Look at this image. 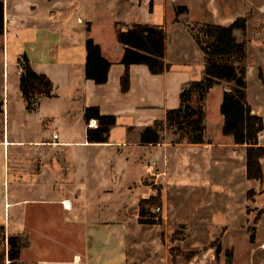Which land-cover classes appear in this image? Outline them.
I'll return each instance as SVG.
<instances>
[{"label": "rangeland", "instance_id": "374dc122", "mask_svg": "<svg viewBox=\"0 0 264 264\" xmlns=\"http://www.w3.org/2000/svg\"><path fill=\"white\" fill-rule=\"evenodd\" d=\"M178 7L187 8L185 5L174 8L172 23L178 25L167 24L166 41V62L170 64L174 83L184 75L190 81L203 76V54L188 26L206 22L225 26L242 16L240 6L214 8L209 0L205 7L194 5L197 10L193 18L199 21H190L188 8L187 13H176ZM161 12L162 7L157 5L156 20L162 21ZM243 14L247 30H236L235 36L247 47V101L252 109L261 111L264 110V0H247ZM8 33L9 27L0 37V55L5 50ZM102 45L114 62L107 83L96 86L88 81L81 84L77 80H55L57 97L41 98L33 112L25 109L16 69L9 66L4 79L0 65V185L3 183L0 226H4L0 264H11L7 256L8 221L59 219V210L43 203L8 214L7 201L51 200L42 196L45 191L39 195V184L55 189L61 178L66 183L63 188L67 190V198L80 207L82 204L87 214L85 220L105 221L121 239L127 264H264V177L262 181H248L245 148L239 146L224 154L223 159L215 158L200 146L185 143L171 146L172 137L166 132L159 145H141L139 132L145 125L163 118V111L141 109L157 104L160 89L151 86L156 77L148 75L143 66L133 67L130 89L124 95L119 85L122 68L116 63L121 48L109 33L104 34ZM215 86L205 103L208 133L212 137L207 138L209 143L221 135L220 97L230 87L225 82ZM176 88L170 85L166 92L167 107L177 105ZM7 101L5 112L3 104ZM90 104L117 118L108 143L77 148L56 146L52 141L57 138L53 135H59L58 140L63 135L81 140L86 128L95 125L83 121L81 110ZM143 116L147 118L142 119ZM7 135L13 142L3 145L1 141ZM260 163L264 173V157ZM59 169H63L64 177L57 174ZM14 180H24L21 185L26 189L19 190L22 186L15 187L17 191L12 189ZM149 197L156 198L155 204L144 203L140 217L141 200ZM22 233L30 240L27 232ZM58 236L55 238L59 241L66 239L63 233ZM32 240L37 247L57 249L37 237Z\"/></svg>", "mask_w": 264, "mask_h": 264}, {"label": "crops", "instance_id": "0c3cea01", "mask_svg": "<svg viewBox=\"0 0 264 264\" xmlns=\"http://www.w3.org/2000/svg\"><path fill=\"white\" fill-rule=\"evenodd\" d=\"M208 1L209 0H3L4 30L5 28L7 30L9 27V33L6 34L4 41L5 50L3 54L0 55V65H2L1 70L3 78H6L7 69L9 66H12V68L16 69L19 88L20 69L18 68L17 59L20 55L25 54L33 70L39 74L46 75L52 82L53 96L50 98L57 97V94H55L54 91L58 85L55 84V80H77L81 84L88 81L94 84L92 81L86 80L84 76L86 61L85 42L87 38L93 39L94 42L101 47L102 55L108 61H110V58L105 53V48H103L102 39L105 33L112 34L113 39L115 38L116 43L118 44V47L121 48L120 55L117 60L118 62L116 61V63L121 65L123 73L124 66L120 63L123 49L116 39V24L122 25L123 30H126L128 26L133 24L162 26L165 31L166 43L167 24L176 26L178 25L172 23V21L175 20L174 8L177 5L187 6L189 10L187 18L189 20L190 18L193 19L190 21H199L194 20L193 18V13L197 10L194 8V5H198L199 8H202L207 5ZM211 1L213 2L214 8L217 7L223 9L224 6L230 5L231 7L240 6L239 8L242 11V16L244 15L243 10L246 8L247 2V0ZM157 5L162 7V12L160 15L162 17V21L156 20L154 17ZM213 12L217 13V10L213 9ZM8 20H10L9 25L7 24ZM110 62L111 67L109 73L114 63L112 61ZM136 66L145 67V72L148 75L152 77L155 76L156 80L155 78H152L155 81L151 86H157L160 89V95L158 97L157 104L148 107H142L141 109L146 112L157 110L163 111L162 120H164L165 114L169 109L178 107L181 87L184 83L190 81L191 79L187 77V75H184L183 77H178V80L176 79V83H174V78L172 77L170 70L160 75H152L144 65H131L129 67V75L131 69ZM170 85L172 88H174V86L178 87L176 88V94L178 93L176 95L177 105L171 104V106L167 107L166 92ZM216 86H218V84ZM213 89L214 87L210 90V92H212ZM171 90L174 91L173 89ZM123 94L125 95V93ZM221 99L222 98L220 97V100ZM8 103L9 102L7 101V104L5 102L3 104V111L5 112L6 110L8 111ZM92 105L94 104L87 106ZM87 106L82 108V113ZM252 110L258 115L264 114L263 109H261V111L259 108ZM143 118L147 117L143 116L142 119ZM94 124H96L95 121ZM150 125L152 124H147L145 127ZM222 126L223 117L220 114L219 127L221 135L219 139H213L214 141H211V143L194 146L203 147L207 149L208 152H210L215 158L221 159L224 158V154H228L229 150L233 151L235 148H239V146L233 143L231 136H224L222 134ZM263 134L264 130L259 135L258 142L259 145L264 146V144L260 143V139ZM84 135V138L81 140L72 139L71 135H63L62 140H58L60 138L58 135L57 140H53L52 142L56 146L68 148H77L78 145L86 144L93 146H101L105 144L88 143L86 140V130L84 131ZM206 135L208 139L212 140V137L209 136L210 134L208 133L207 117ZM1 142L4 145L6 143H12L13 140H9L7 135V137L3 138ZM170 145L180 146L181 144L170 143ZM222 151H224V153H222ZM243 153L245 152L243 151ZM243 158H245V154H243ZM59 170L60 172L57 174H60L62 177H64L63 169ZM23 181L24 180L19 182V180H14L12 189L17 191L15 187L22 186L21 184L24 183ZM248 181L252 180L248 179ZM254 181L257 182V180ZM64 183V178H61L59 183L57 182V187H55V189H51V187H45L44 183L39 184L40 187L37 190L40 192L39 195L41 192L45 191L46 195L42 196L49 197L51 200L22 199L19 201H14L13 198V202L11 198L10 203L7 201L6 207H8V214L9 212H15L18 208H25L32 204L42 203L45 205L54 206L59 210V219L49 218L45 220H27L25 218L21 221H8L6 223L5 226L8 236L16 235L18 233H22L23 231L27 232L30 236V246L21 251L20 258L16 264H127V256L121 239L115 235L111 227L105 223V221L85 220V216H87L86 211L84 210L82 204L80 207L78 204H75L74 201L67 198V190L64 189L66 183ZM0 187L1 189L3 188V183L0 185ZM18 188L22 191L26 189L25 185ZM66 188L69 189L67 185ZM7 189V196L9 197V185ZM48 192H51L52 194L48 195ZM58 233H63L66 239L64 241H59L57 238H55L58 236ZM31 236L39 238L44 243L54 244L57 249L50 250L47 249V247H43L42 245H38L39 247H37L33 243Z\"/></svg>", "mask_w": 264, "mask_h": 264}, {"label": "trees", "instance_id": "16d2710c", "mask_svg": "<svg viewBox=\"0 0 264 264\" xmlns=\"http://www.w3.org/2000/svg\"><path fill=\"white\" fill-rule=\"evenodd\" d=\"M187 13V8L178 7L176 13ZM247 19L236 18L229 25L212 23H195L188 26L189 33L203 54V76L199 80L187 82L181 88L177 108L169 109L165 119L144 127L139 133L142 145H157L164 139L165 132L172 139L171 144L199 145L209 143L206 136V99L210 90L220 82L230 87L223 91L219 112L223 117L222 134L231 136L233 143L245 148L246 177L249 180L262 181L263 171L260 160L264 157V146L259 145V135L264 130V114L253 112L247 101L246 56L244 41L235 36V31L246 30ZM116 39L123 49L120 63L124 71L120 77V90L128 92L130 88L129 67L144 65L152 75H160L170 69L165 61V31L162 26L133 24L122 29L116 24ZM4 34V4L0 0V37ZM86 61L84 76L96 85L108 81L111 62L93 39L85 42ZM19 71V90L27 112L36 111L41 98L53 96L50 79L33 70L25 54L17 59ZM35 98L38 102L33 101ZM86 125L95 121L94 127L86 128L88 143H107L110 131L115 127L117 118L113 114L103 113L98 106H87L83 111ZM156 198L141 200L139 216H143L144 203H154ZM4 226H0V236ZM253 238V237H251ZM7 256L10 263H16L21 251L30 246L26 234L18 233L7 238Z\"/></svg>", "mask_w": 264, "mask_h": 264}, {"label": "built area", "instance_id": "2783aa9c", "mask_svg": "<svg viewBox=\"0 0 264 264\" xmlns=\"http://www.w3.org/2000/svg\"><path fill=\"white\" fill-rule=\"evenodd\" d=\"M53 138L56 139L57 138V135H53ZM158 209H159V207H158Z\"/></svg>", "mask_w": 264, "mask_h": 264}, {"label": "bare ground", "instance_id": "6f19581e", "mask_svg": "<svg viewBox=\"0 0 264 264\" xmlns=\"http://www.w3.org/2000/svg\"><path fill=\"white\" fill-rule=\"evenodd\" d=\"M93 124H94V121H93ZM262 247H264V245Z\"/></svg>", "mask_w": 264, "mask_h": 264}]
</instances>
